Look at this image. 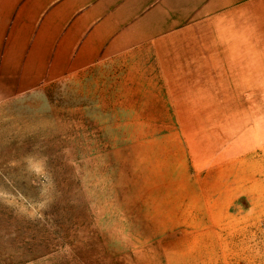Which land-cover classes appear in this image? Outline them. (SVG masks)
I'll list each match as a JSON object with an SVG mask.
<instances>
[{"label":"rangeland","instance_id":"obj_1","mask_svg":"<svg viewBox=\"0 0 264 264\" xmlns=\"http://www.w3.org/2000/svg\"><path fill=\"white\" fill-rule=\"evenodd\" d=\"M5 79L0 264H264V75L238 110H86L85 82Z\"/></svg>","mask_w":264,"mask_h":264},{"label":"crops","instance_id":"obj_2","mask_svg":"<svg viewBox=\"0 0 264 264\" xmlns=\"http://www.w3.org/2000/svg\"><path fill=\"white\" fill-rule=\"evenodd\" d=\"M255 73L264 0H0V75L85 82L86 110H238Z\"/></svg>","mask_w":264,"mask_h":264}]
</instances>
